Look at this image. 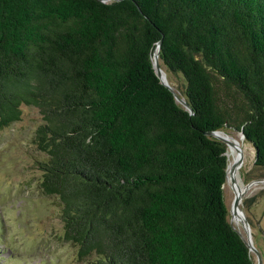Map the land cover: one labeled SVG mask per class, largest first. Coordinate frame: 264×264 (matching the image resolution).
Instances as JSON below:
<instances>
[{
  "label": "trees",
  "instance_id": "obj_1",
  "mask_svg": "<svg viewBox=\"0 0 264 264\" xmlns=\"http://www.w3.org/2000/svg\"><path fill=\"white\" fill-rule=\"evenodd\" d=\"M23 103L83 264H256L207 132L241 130L264 167V0H0V127Z\"/></svg>",
  "mask_w": 264,
  "mask_h": 264
},
{
  "label": "rangeland",
  "instance_id": "obj_2",
  "mask_svg": "<svg viewBox=\"0 0 264 264\" xmlns=\"http://www.w3.org/2000/svg\"><path fill=\"white\" fill-rule=\"evenodd\" d=\"M166 74L173 88L182 94L181 74L169 71ZM20 111L17 120L0 127V264H83L76 257L75 245L62 238L61 205L57 196L42 192L39 185L41 170L36 161L44 159L46 154L37 148L34 134L42 122L41 113L38 107L24 103ZM224 133L238 139L243 149L235 182L239 178L241 184L264 178V167L254 164L253 145L235 130ZM226 149L231 163L235 156L232 157L230 147ZM223 196L228 220L244 235L240 219L237 221L230 212L234 192L228 179L223 185ZM240 204L251 227L253 244L263 254L264 182L251 185ZM249 253L255 260V253Z\"/></svg>",
  "mask_w": 264,
  "mask_h": 264
},
{
  "label": "water",
  "instance_id": "obj_3",
  "mask_svg": "<svg viewBox=\"0 0 264 264\" xmlns=\"http://www.w3.org/2000/svg\"><path fill=\"white\" fill-rule=\"evenodd\" d=\"M161 43V40H158L156 42V46L155 48L158 49L159 45ZM154 48V50H155ZM153 50L152 56H151V60H152V66L153 69L155 71V74L157 75V77L159 78L160 82L163 83L165 86L168 87V89L172 92L175 100L180 103L183 107H185L190 113H192V110L190 108V106L188 105V103L183 99V97H181L179 95V93L167 82L164 80L163 78V69L158 61V52L155 53V51ZM220 132L223 131H219V130H214V131H209L207 132L209 135H213L215 136L217 139L221 140L222 142H224L226 144V146L228 147H233L236 150V156L234 158V160L229 164V162L227 163L226 166V175H225V179H227L228 175L231 181V186L233 188V192H234V196L232 199V203H231V207H230V212L233 215H237L240 219L243 231H244V235L237 230L238 234L240 235V237L243 239V241L245 242L247 248L249 251H253L255 253L256 256V264H262V256L261 253L258 251V249L254 246L253 241H252V237H251V227L250 224L248 222V219L244 213L243 208L241 207V200L244 196V194L247 192V190L249 189V187L255 183H259V182H264V178L262 179H252L247 181L245 184L243 185H237V188L235 189L233 187L234 183H235V179H234V172L241 166L242 161H243V149L242 147L239 146L238 141L236 138L232 137L231 135H228L227 133H224V135L220 134ZM239 134H241L242 138H244V134L243 132L237 131ZM227 154V152H226ZM228 155V154H227ZM229 223L231 224V221H229ZM232 225V224H231Z\"/></svg>",
  "mask_w": 264,
  "mask_h": 264
},
{
  "label": "bare ground",
  "instance_id": "obj_4",
  "mask_svg": "<svg viewBox=\"0 0 264 264\" xmlns=\"http://www.w3.org/2000/svg\"><path fill=\"white\" fill-rule=\"evenodd\" d=\"M157 52H158V49L156 48V49H155V53H157ZM162 69H163V67H162ZM162 71H163V78H164V80L168 82V79L166 78V77H167L166 71H165L164 69H163ZM220 134L224 135L223 132H220ZM237 141H238V144H239V146H240V142H239L238 139H237ZM240 147H241V146H240ZM230 151H231V153H233V154H232V157H233V156H236V155H234V153H235V149H234L233 147H230ZM227 154H228V153H227ZM229 164H230V162H229ZM238 169H239V168H238ZM238 169L234 172V179H235L236 176H238V175H237V171H238ZM237 178H238V177H237ZM227 179H228L229 182H231V181H230V178H229V175H228ZM239 179H240V178H239ZM239 179H237L238 181L234 183V186H233V187H234L235 189L237 188V185H239V186H240V185H243V184L240 183V180H239ZM235 180H236V179H235ZM237 189H238V188H237ZM235 219L238 221V220H239V217H238L237 215H235Z\"/></svg>",
  "mask_w": 264,
  "mask_h": 264
}]
</instances>
